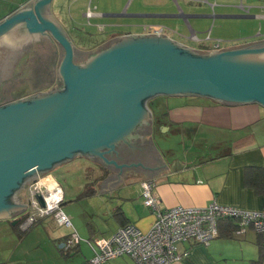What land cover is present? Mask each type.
<instances>
[{
  "label": "crops",
  "instance_id": "1",
  "mask_svg": "<svg viewBox=\"0 0 264 264\" xmlns=\"http://www.w3.org/2000/svg\"><path fill=\"white\" fill-rule=\"evenodd\" d=\"M38 1L0 0V100L14 101L23 91L30 94L45 92L62 83L58 76L62 47L56 40L45 32L28 31L22 20H12L2 26L19 12L35 13ZM194 1L207 6H197ZM210 2L215 5L212 7L205 0H84L81 3L74 0L68 18L63 10L60 18L56 11L61 1L52 0L50 12L67 35L70 34L68 28L76 27L77 22L79 24L86 18L94 22L93 27L99 25L101 29L109 28L115 32L110 33L103 43L125 35L157 34L155 30L160 29V34L171 40L207 52L264 41L263 26L256 31V22L250 21L264 19L262 13H256L264 7H256V0L253 6L250 5L249 13L253 14L248 15L238 11L240 3L235 6L219 5L217 0ZM241 3L244 4V1L241 0ZM89 8L93 14L88 18L86 13ZM234 11L239 14L229 13ZM212 18L249 22H210ZM236 24L242 27L239 32L234 30ZM215 30L220 36L214 35ZM32 42L35 43L32 48L22 50ZM222 42L225 44L221 45ZM158 96L184 99L178 98L172 103L165 100L157 102ZM145 106L150 112L151 128L141 135L142 141L148 144L152 141L150 148L157 149L168 167L153 170L132 165L123 168L121 174V168L112 163L97 162L89 155L78 153L58 162L50 170L42 171L59 183L52 173L54 169L69 172L72 166L67 163L78 157L86 159L88 164L83 166L85 169L97 167L99 178L90 179L94 181L90 197L94 198L98 207L92 213L83 214L78 210L76 213L71 203L66 211L62 205L67 193L59 183L64 192L61 207L71 219L70 226L58 224L50 215L23 228L27 207L0 216V264H86L102 251L101 246L121 227L133 224L142 231H148L156 215L144 203L141 184L145 181L153 182V192L162 208L180 205L204 207L212 202L243 210L264 208V192L257 191L254 185L247 182L246 176L248 172H253V167L264 166L262 104L256 101L228 104L196 94H157L149 98ZM155 125L158 129L163 127L165 134L170 136L163 138L162 147L152 137ZM170 138V142L177 140L179 150L168 146ZM119 175L121 179L110 184L113 189H108L109 181L119 179ZM27 196V189L23 187L14 195V200L17 204H27ZM116 211H123V215L117 216ZM74 220L80 231L74 228ZM73 232L80 236L79 243L74 248L62 249L61 243ZM256 233L260 232L249 226L244 233L232 238L218 235L214 238L216 241L209 244L182 242L178 245L179 252L188 251L189 254L172 264H230L228 244L221 245V241L240 239L256 243ZM82 241L88 244L87 249H83ZM256 258L253 257V260ZM104 264L138 263L130 255L123 254L108 259Z\"/></svg>",
  "mask_w": 264,
  "mask_h": 264
},
{
  "label": "water",
  "instance_id": "2",
  "mask_svg": "<svg viewBox=\"0 0 264 264\" xmlns=\"http://www.w3.org/2000/svg\"><path fill=\"white\" fill-rule=\"evenodd\" d=\"M51 2L39 0L35 13L22 11L2 24L22 20L31 32L56 40L64 48L58 76L66 88L0 106V216L24 210L28 204H17L14 195L42 171L78 153L97 154L120 167L121 174L132 165L167 166L142 136L148 150L137 161L120 163L104 151L143 120L151 123L145 103L152 96L196 94L264 106V41L207 52L164 34H133L84 51L53 17ZM120 179L109 181L108 189Z\"/></svg>",
  "mask_w": 264,
  "mask_h": 264
},
{
  "label": "built area",
  "instance_id": "3",
  "mask_svg": "<svg viewBox=\"0 0 264 264\" xmlns=\"http://www.w3.org/2000/svg\"><path fill=\"white\" fill-rule=\"evenodd\" d=\"M93 1V0H90ZM212 5L214 2L205 0ZM240 8L247 14L250 6L240 4ZM93 11L89 8L86 15L91 17ZM162 29L155 30L161 33ZM195 37V34H192ZM27 189V215L22 221V227L27 228L38 220L53 215L58 224L70 226V217L61 205L64 192L50 174L34 177L24 185ZM143 198L146 206L155 213L156 218L148 231H142L133 224L121 227L104 245L102 251L86 264H104L108 259L117 255L128 254L138 264H172L189 254L188 251L179 252L178 245L185 241L209 244L210 240L219 235L218 220L231 217L239 224L238 233H244L248 226H253L264 235V208L257 211L243 210L232 205L212 202L204 207L174 206L162 208L159 198L153 192V182L142 183ZM39 196L42 197L43 203ZM80 236L73 232L61 243L62 249L77 246Z\"/></svg>",
  "mask_w": 264,
  "mask_h": 264
},
{
  "label": "rangeland",
  "instance_id": "4",
  "mask_svg": "<svg viewBox=\"0 0 264 264\" xmlns=\"http://www.w3.org/2000/svg\"><path fill=\"white\" fill-rule=\"evenodd\" d=\"M60 1H61V4L58 5L59 9H58V11H56V14H57V16H59L61 18L62 17L61 12L63 10V12L67 13V18H68V13H69L68 11L72 7L71 4L74 0H60ZM77 1H78V3H81L84 0H77ZM210 1H214V0H210ZM243 1H244V5H247V6L252 5L253 6L254 4H252V3L255 0H243ZM217 2L219 5L227 4V5L237 6V5H239V3L241 4V0H217ZM194 4L197 6H207L206 4L198 2V1H194ZM263 6H264V0H256V7L261 8ZM82 8H83V6H82ZM218 8H220V7H217V9ZM241 10L242 9H240V8L238 10L239 12H241L240 14L245 15L246 13L244 12V10H242V11ZM238 11L229 12V13L239 14ZM215 13L218 14L219 12H215ZM251 13L253 14V12H251ZM251 13H249V14H251ZM256 13H262V15H264V7L261 10H259V9L256 10ZM62 20L64 21V18H62ZM82 20L83 21L79 22V24H78V22L76 23V27L68 28V31L70 33L69 34L70 36L69 35L68 36H69L70 40L72 41V44L76 48H78L79 50H84V51L97 50L98 48L102 47L103 45H105L109 41L113 40V39H110L109 41H106L103 43L102 41H104L105 39H108L110 37V35H111L110 33H115V32L110 31L109 28L101 29V27L99 25H95V27H93L92 24H94V22H90L87 18L82 19ZM250 21L256 22V31L259 30V28H261L262 26L264 29V19L256 18V20H250ZM210 22H249V20H240V19L222 20V18H215V19L212 18ZM241 29H242V27H240V25L236 24V26L234 28L235 32H239ZM118 30L124 31L125 29H118ZM214 35L220 36V34L219 35L217 34L216 30L214 32ZM224 44H225V42L221 43V45H224ZM33 45H35L34 42L27 44L24 47H22V50H24L25 48H27V49L32 48ZM45 92H47V91H45ZM45 92L36 91V92H31V94H30V92H28V91L27 92L23 91V92H21L19 97L16 96L15 100H21L24 98H31L33 96H37L39 93H45ZM178 98L184 99L183 97L158 96L157 102L165 100V101H170V103H172L175 100H179ZM161 108L164 109L163 107H161ZM148 131H150V129ZM168 136L169 135L165 134L163 127H161V129H158L157 125L153 126L152 137L156 143L161 144V147H162L163 138H168ZM170 140H171V138L169 139V142H170ZM163 146H164V144H163ZM168 146L174 147V148H176V150L180 149V144H178L177 140H175V142H170ZM86 164H88V161L86 159H84L82 157H78V158L74 159V161L67 163V165L72 166L71 171L66 172L64 169H61V168H57V169H54L52 171L55 178L64 187V189L67 193L66 194L67 197L65 198V202L62 205V207L66 209L67 205H70L71 203H73L72 204L73 211H75L76 213L79 211L83 214H86L87 212L92 213V211H94L95 207L96 206L98 207V203L94 202V198H91L90 197L91 195L85 194L93 186L94 181L91 182V180L93 178H99V177H97V174H96L97 167L94 166L92 170H88V169H85L83 167ZM39 174L41 175L42 172ZM132 181L133 180H131V182ZM84 210H86V212ZM66 211H68V209H66ZM97 219H98V217H97ZM73 224H74V228L76 230L80 231L79 226L76 224L75 220L73 221ZM253 233H250V234H253ZM257 237H258V234L256 233V243L252 242L251 240L246 241V240H240V239H233V240L230 239L227 241H221V245H225V243L228 244L229 253H230L229 257H231V261H229L230 264H252L253 257L256 258L258 256V253H257V251H258ZM214 241H216V239L210 240V242H214ZM81 244H82L83 249L88 248V244L85 243L84 241H82ZM255 252H256V255H252V254H255ZM263 264H264V262H263Z\"/></svg>",
  "mask_w": 264,
  "mask_h": 264
},
{
  "label": "flooded vegetation",
  "instance_id": "5",
  "mask_svg": "<svg viewBox=\"0 0 264 264\" xmlns=\"http://www.w3.org/2000/svg\"><path fill=\"white\" fill-rule=\"evenodd\" d=\"M25 29L28 30L25 24ZM30 31V30H28ZM60 45V44H59ZM111 44H108L110 46ZM61 46V45H60ZM62 47V46H61ZM63 48V47H62ZM64 50V48H63ZM76 53L75 58L76 59ZM2 72V71H1ZM60 73V72H59ZM61 77V75H60ZM62 79V77H61ZM66 85L62 79V83L60 86L56 88V90H65ZM31 100V99H29ZM0 102H3L2 105H6L12 101H4L0 100ZM5 102V103H4ZM0 105V106H2ZM149 122L150 120H143L141 123L137 124L136 127H134L131 131V133H128L126 136L122 137L118 141L115 142V145L113 148H105L106 156L109 159L117 160L120 163H126L129 164L133 161H137L138 159L143 157V154L145 151L148 150L146 143H143L140 139V136L147 132L149 128ZM86 155H89L90 158L96 160L97 162H106L105 159H102L101 156H97V154H92L90 152L84 153ZM111 166V165H110ZM27 176L26 178H28ZM25 178V179H26Z\"/></svg>",
  "mask_w": 264,
  "mask_h": 264
},
{
  "label": "trees",
  "instance_id": "6",
  "mask_svg": "<svg viewBox=\"0 0 264 264\" xmlns=\"http://www.w3.org/2000/svg\"><path fill=\"white\" fill-rule=\"evenodd\" d=\"M247 182L256 187L259 192H264V166L253 167V172L247 173ZM261 180V181H260ZM94 189L91 187L85 194L91 195ZM116 215H123V211H116ZM249 227V226H248ZM247 227V228H248ZM250 227H253L252 225ZM239 224L236 219L231 217L220 218L218 220V230L221 237L232 238L238 234ZM237 232V233H236ZM258 256L252 261V264H263L264 262V235L258 233Z\"/></svg>",
  "mask_w": 264,
  "mask_h": 264
}]
</instances>
